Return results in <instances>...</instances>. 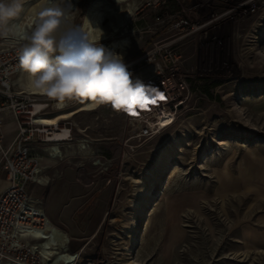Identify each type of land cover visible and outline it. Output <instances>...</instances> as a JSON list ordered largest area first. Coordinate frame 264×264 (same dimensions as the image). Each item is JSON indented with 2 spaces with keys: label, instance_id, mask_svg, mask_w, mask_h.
<instances>
[{
  "label": "rangeland",
  "instance_id": "374dc122",
  "mask_svg": "<svg viewBox=\"0 0 264 264\" xmlns=\"http://www.w3.org/2000/svg\"><path fill=\"white\" fill-rule=\"evenodd\" d=\"M136 1L124 26L130 47L120 56L130 79L151 69L149 52L170 49L190 77V101L172 125L130 147L121 146L122 116L110 103L66 118L72 133L89 139L90 154L102 156L104 164L94 169L95 183L87 186L76 181V161L69 153L46 170L47 184L28 187L30 194L41 200L52 223L66 230L70 251L83 249L84 264H122L127 250L135 264H264V37L255 51L249 44L250 32L264 23V0ZM29 2H43L41 10L48 6V0ZM89 2H71L78 25ZM9 41L0 38V48L11 46L18 57L28 43ZM79 46L74 32L69 34L66 47ZM64 101L72 105L78 99ZM8 131L10 140L14 128ZM184 132L187 141L171 159L178 169L171 167L152 189L156 203L140 222L130 214V176L151 164L155 146ZM206 146L215 152L203 158ZM166 207L173 210L171 222ZM133 223L141 227L134 245L122 230ZM171 228L177 235L173 245Z\"/></svg>",
  "mask_w": 264,
  "mask_h": 264
},
{
  "label": "built area",
  "instance_id": "2783aa9c",
  "mask_svg": "<svg viewBox=\"0 0 264 264\" xmlns=\"http://www.w3.org/2000/svg\"><path fill=\"white\" fill-rule=\"evenodd\" d=\"M163 48L149 52L148 60L154 62L150 65L151 69L141 76H133L131 80L133 83L139 80L145 86L155 88L163 93L165 99L155 105L150 104L147 109L137 106L134 110L139 115L114 108L123 120L121 146L130 147L134 141L144 143L156 137L169 127L160 123L165 115L172 114L173 124L177 112L192 97L193 86L190 77L179 68V55ZM13 51L11 46L0 48V263L55 264V255L44 256L40 247L32 246L49 235L37 234L43 229L45 220L38 215L39 202L32 200L34 196L28 187L47 184L46 170L52 162L64 160L69 153L76 161V181L93 185V171L103 166L104 161L102 156L90 154V140L75 136L66 118L52 124L37 119L38 115H52L58 109L56 102L48 96L24 92L12 84L11 79L19 67V57ZM35 105L39 106L37 110H34ZM11 123L15 133L9 140L4 127ZM60 130H65V135L56 139ZM124 155L123 151L118 155L120 162ZM87 161L93 169L87 166ZM56 227L66 239L65 249L59 237L52 241L48 249L71 252L68 233ZM75 252L80 254L81 249ZM56 264H64V260L60 259Z\"/></svg>",
  "mask_w": 264,
  "mask_h": 264
},
{
  "label": "clouds",
  "instance_id": "9594fccd",
  "mask_svg": "<svg viewBox=\"0 0 264 264\" xmlns=\"http://www.w3.org/2000/svg\"><path fill=\"white\" fill-rule=\"evenodd\" d=\"M25 4L26 0H0V38L28 41L19 50L26 90L61 104L65 98L91 99L127 112L146 103L145 95L158 92L139 80L133 83L121 57L99 44L102 32L87 18L82 25L76 23L78 10H72L70 0H48L43 10L20 22ZM76 30L83 34V43L68 49L67 37ZM62 259L70 264L74 258Z\"/></svg>",
  "mask_w": 264,
  "mask_h": 264
},
{
  "label": "bare ground",
  "instance_id": "6f19581e",
  "mask_svg": "<svg viewBox=\"0 0 264 264\" xmlns=\"http://www.w3.org/2000/svg\"><path fill=\"white\" fill-rule=\"evenodd\" d=\"M71 2L72 0H70V4L72 6ZM43 6H44L43 2H38L35 5H33L30 2L25 4V12L22 13L20 22H23L21 21V19L23 18L26 19L27 17H30L37 11L41 10ZM137 7L138 5H137L136 0H113V3H110L107 0H90V2L85 7V11L82 16L80 25H82L84 18H87L89 22L92 24L93 28H98L102 32V35L99 40V44L102 45L104 43L105 46L103 47L106 48L109 52L112 51V53H116V55L121 56L124 53H126L128 48L130 47V40H129V37L125 35L127 30L124 28V26H125L126 21L129 18H131V16L133 15ZM106 18L109 19V22L107 25L104 26L103 23L104 21H106L105 20ZM27 30L29 31V29ZM116 33H120V36L114 37ZM74 36L76 39V43L81 45L83 43V34L79 30H76L74 31ZM263 37H264V23H259L257 24L256 28L252 32H250V37H249L250 43L249 44H250V48L253 51L257 49V46L259 45V42L261 41ZM9 43H12V44L20 43L21 44L23 42L22 41L15 42L11 40L9 41ZM261 60H264V53L261 54ZM26 75L27 74L23 73L20 67H18L15 77L11 79L12 84L17 85L18 89L24 92L34 94V95L47 96L45 94L26 90L23 86L25 83ZM237 95H239V93H237ZM97 104L98 103L96 101L91 100V99H78V101L72 105L68 104L66 101H63L62 104L60 101H58L56 102V106L58 109L52 115H49V116L38 115L37 119L39 121H42L48 124L57 123L58 120L71 117L73 116V114L79 111L93 110L95 109ZM231 104L234 107V110L236 112L240 111L236 107L235 98H233V101ZM38 107L39 106L35 105L34 110H37ZM172 118H173L172 114L168 113L165 115L164 119H162L160 123L162 125L170 126L172 125V122H171ZM246 118L247 120H244V122L248 123L249 122L248 117ZM65 132H66L65 130H60V132L57 133L56 135L57 137L56 139H58L60 136H64ZM197 133H201V131L198 130ZM187 138L188 136L184 132L181 137H171L170 139H167L163 144H159L158 146H155L151 164L148 167H145L142 171L138 172L135 176H130L131 195H132V199L129 200L130 214L131 215L134 213L137 214L140 218V222L147 218V216L149 215L150 207L156 203L155 202L156 198L154 195H152V189H154L155 185L161 184L163 176H165V174L170 171L171 167H174L173 172L178 169V167L175 166V163L171 159L173 155H175L177 152L180 151L182 142H186ZM54 149H56V146L53 148V150ZM214 152L215 151L211 150V147L208 146L207 148L203 150V152L201 153V156H203V158L205 157L208 158V157H211V154H213ZM258 172H259V177H261V174H262L261 167ZM82 173L84 176H86L85 172H82ZM226 173L227 171L224 170L223 174H226ZM179 176H182V173L181 174L179 173ZM31 198L33 201L39 202V210L37 212H38V215L43 216L45 220L44 222L45 225L43 226V229H40L37 232V234L43 235V233L44 234L47 233L49 235V237L47 236V238L43 239L41 242H39V244L35 245L34 243L32 246L40 247L41 252L44 254V256L55 255V258H54L55 264L60 259L67 258V257L74 258L70 262V264H84L83 255H82L83 249L81 250L80 254H78V252H72V251L68 252V250L64 252L62 250L61 251L53 250L52 248L48 249L51 246L52 241L58 237L61 238L62 240L61 246L64 247L65 249L66 239L63 238L64 236L61 230L58 229V227H56V225H54L52 221L49 219V217L47 216L46 212L44 211V208L41 206L42 205L41 200L35 197H31ZM165 209H166L165 219L167 221L170 220L171 222V214L173 210L170 207H166ZM138 224L139 223H136V224L133 223L125 227L123 226L124 228H122L124 235L126 237H129V240L132 245H134L137 242L138 233L141 229L140 225ZM51 234H53L54 238H52ZM174 234L175 233L173 231V228H171L170 245L173 242H175V240L177 239V235L174 236ZM128 254H129V251L127 250V252L124 254L122 264H135V261L133 259L131 260L127 257ZM170 256H171V253H170Z\"/></svg>",
  "mask_w": 264,
  "mask_h": 264
},
{
  "label": "snow or ice",
  "instance_id": "6c2138e0",
  "mask_svg": "<svg viewBox=\"0 0 264 264\" xmlns=\"http://www.w3.org/2000/svg\"><path fill=\"white\" fill-rule=\"evenodd\" d=\"M164 99H165V97H164L163 93L159 92V91L155 95L147 94V95H145V100L147 102L139 105V107L141 109H147L150 104L155 105L158 101H162ZM128 113L130 115H139V113H137L134 109L129 110Z\"/></svg>",
  "mask_w": 264,
  "mask_h": 264
},
{
  "label": "crops",
  "instance_id": "0c3cea01",
  "mask_svg": "<svg viewBox=\"0 0 264 264\" xmlns=\"http://www.w3.org/2000/svg\"><path fill=\"white\" fill-rule=\"evenodd\" d=\"M10 128H14V124L13 123H11V124H8V125H6L5 127H4V132L6 133V132H10V131H8V129H10ZM6 130V131H5ZM12 130V129H11ZM7 134V133H6ZM119 137H120V133H119Z\"/></svg>",
  "mask_w": 264,
  "mask_h": 264
}]
</instances>
